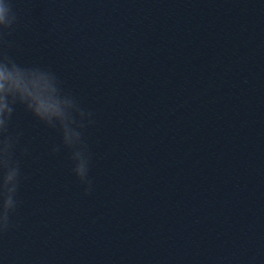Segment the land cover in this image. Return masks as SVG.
Listing matches in <instances>:
<instances>
[{
    "label": "water",
    "instance_id": "1",
    "mask_svg": "<svg viewBox=\"0 0 264 264\" xmlns=\"http://www.w3.org/2000/svg\"><path fill=\"white\" fill-rule=\"evenodd\" d=\"M0 54L92 113L91 189L22 105L0 264H264V0H12Z\"/></svg>",
    "mask_w": 264,
    "mask_h": 264
},
{
    "label": "clouds",
    "instance_id": "2",
    "mask_svg": "<svg viewBox=\"0 0 264 264\" xmlns=\"http://www.w3.org/2000/svg\"><path fill=\"white\" fill-rule=\"evenodd\" d=\"M17 17L12 0H0V31L13 27ZM22 105L36 119L59 133L60 143L50 151L68 150L71 172L84 185L92 186L89 175L91 154L84 128L92 123V113L81 107L78 99L62 87L61 80L48 68L21 65L0 54V230L9 223L18 200L19 161L14 157L18 133H9L14 108Z\"/></svg>",
    "mask_w": 264,
    "mask_h": 264
}]
</instances>
